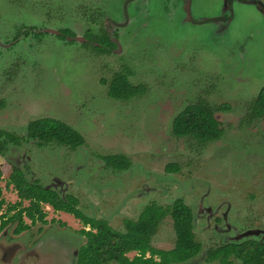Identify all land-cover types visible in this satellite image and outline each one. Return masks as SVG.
Listing matches in <instances>:
<instances>
[{
  "label": "rangeland",
  "instance_id": "rangeland-1",
  "mask_svg": "<svg viewBox=\"0 0 264 264\" xmlns=\"http://www.w3.org/2000/svg\"><path fill=\"white\" fill-rule=\"evenodd\" d=\"M63 29L71 33L61 39ZM103 33L111 51L94 41ZM124 66L132 84L145 85L128 100L108 95ZM263 86L264 0H0V130L25 136L30 121L48 116L86 141L73 150L1 136L0 216L19 199L6 185L18 166L117 230L149 204L182 198L202 250L172 264H220L205 261L209 248L264 241V115L254 117L250 106ZM199 100L224 128L206 144L172 133L174 117ZM111 154L129 166L108 165L102 157ZM43 207L48 223L15 234L14 220L0 233V264H75L83 225ZM175 239L167 215L152 244L168 250Z\"/></svg>",
  "mask_w": 264,
  "mask_h": 264
},
{
  "label": "trees",
  "instance_id": "trees-1",
  "mask_svg": "<svg viewBox=\"0 0 264 264\" xmlns=\"http://www.w3.org/2000/svg\"><path fill=\"white\" fill-rule=\"evenodd\" d=\"M68 29L62 30L59 36L65 37ZM90 31L86 36L90 37ZM94 39L103 51L114 46V42L106 33L97 35ZM130 69L123 67L112 75L108 84V95L115 99L128 100L139 96L145 91L144 84H132L129 76ZM251 113L254 117L264 115V86L251 101ZM222 106L219 107L221 109ZM215 108L204 100L187 104L173 119L172 133L178 137H190L199 144L218 140L224 133L220 121L215 116ZM27 134L42 147L50 143L69 146L75 149L85 145L84 136L71 125L55 118L43 117L30 121ZM7 142L18 144L20 137L0 130V137ZM108 165L124 169L130 161L122 154H111L102 157ZM175 170L176 166L170 165ZM7 187L12 185L19 201L8 207V212L2 216L0 231L14 220L18 224L14 229L19 234L37 222L48 223L47 213L43 205H50L55 212L63 211L78 219L83 228L79 233L85 241L77 251L76 264H108L111 261L118 264H172L181 263L196 257L202 250V244L195 237L194 214L182 198L174 200L170 205L163 206L156 202L145 206L137 220L125 219L124 231L113 228L106 218L87 215L79 207V199L72 195L62 196L56 190L30 182L21 170L15 172L6 181ZM1 195V188H0ZM27 200L28 205H22ZM4 200H0V210ZM15 210V214L8 213ZM173 220L175 231L174 247L163 250L152 244V238L157 232L161 221L167 216ZM24 217L30 223L24 221ZM61 224L65 222L61 221ZM135 252L133 257L128 253ZM264 264V241L245 239L240 242H227L211 247L206 251L205 261H219L220 264Z\"/></svg>",
  "mask_w": 264,
  "mask_h": 264
},
{
  "label": "flooded vegetation",
  "instance_id": "flooded-vegetation-1",
  "mask_svg": "<svg viewBox=\"0 0 264 264\" xmlns=\"http://www.w3.org/2000/svg\"><path fill=\"white\" fill-rule=\"evenodd\" d=\"M64 30V29H63ZM88 31V30H87ZM86 31V32H87ZM90 31V30H89ZM62 32V31H61ZM61 32H60V34H61ZM69 32H70V30H69ZM71 33V32H70ZM91 33V32H90ZM92 34V33H91ZM90 34V35H91ZM67 34H65V36H66ZM60 37V36H59ZM61 38V37H60ZM85 38L86 39H91V40H93V38H91V37H87L86 36V33H85ZM61 39H64V38H61ZM110 49H108L107 51L105 50L104 52H108V51H111L112 49V47H109ZM124 67H126V66H124ZM123 68V67H122ZM120 71V70H119ZM117 72V71H116ZM115 73V72H114ZM113 73V74H114ZM112 78V77H111ZM109 84V83H108ZM259 92V91H258ZM48 117V116H47ZM51 118H53V117H51ZM55 119H57V118H55ZM60 120V119H59ZM62 121V120H61ZM64 122V121H63ZM66 123V122H65ZM68 124V123H67ZM70 125V124H69ZM74 128V127H73ZM27 129V128H26ZM75 129V128H74ZM1 130H3V129H1ZM77 130V129H76ZM4 131H6V130H4ZM78 131V130H77ZM8 132V131H7ZM15 135V134H14ZM18 136V135H17ZM20 137V142L18 143V144H15V143H12L13 145H17V146H19V144L22 142V141H24L25 140V142L27 141V140H32V141H34V142H36V140H34V139H31V138H29L28 137V134H27V132H26V135L25 136H19ZM6 139V138H5ZM51 144V143H50ZM56 144V143H55ZM58 145V144H57ZM36 146L37 147H40V146H38L37 145V143H36ZM46 146V145H45ZM59 146H65V145H59ZM42 147H44V146H42ZM66 147H69V146H66ZM79 147H82V146H79ZM79 147H77V148H79ZM70 148V147H69ZM77 148H75V149H77ZM72 149V148H71ZM75 149H73V150H75ZM21 170L23 173H25V175H26V177H27V179L30 181V179L28 178V174L26 173V171L23 169V168H20L19 166L18 167H15V169L13 170V172H12V174L15 172V170ZM11 174V175H12ZM35 181H38L40 184H42V185H44L43 183H41L39 180H32V181H30V182H35ZM45 186V185H44ZM48 188H51V189H54V190H56L59 194H61V192L57 189V188H54V187H49L48 186ZM1 196V195H0ZM1 199H3V198H1L0 197V200ZM4 200V199H3ZM20 199H18L17 201H15V202H13L12 204H15V203H17L18 201H19ZM24 201H27V200H24ZM4 202H5V200H4ZM28 202V201H27ZM12 204H10V205H12ZM4 205V204H3ZM2 205V206H3ZM9 205V206H10ZM22 205H24L23 204V201H22ZM48 205V204H47ZM25 206V205H24ZM50 206V205H49ZM2 208V207H1ZM1 211V210H0ZM57 212H59V211H57ZM63 212V211H62ZM65 214H67V215H72V214H70V213H66V212H64ZM6 214H7V212H6ZM5 214H1V216H0V221H1V218H2V216H4ZM10 214L8 213V215L7 216H9ZM73 216V215H72ZM90 216V215H89ZM74 217V216H73ZM92 217H96V216H92ZM100 218H102V217H100ZM6 228V227H5ZM5 228H3V230L5 229ZM2 230V231H3ZM2 231H0V233L2 232ZM22 233V232H21ZM20 234V233H19ZM78 251V250H77ZM76 256H77V253H76ZM75 256V257H76ZM112 262V261H111ZM75 264H76V258H75Z\"/></svg>",
  "mask_w": 264,
  "mask_h": 264
},
{
  "label": "crops",
  "instance_id": "crops-1",
  "mask_svg": "<svg viewBox=\"0 0 264 264\" xmlns=\"http://www.w3.org/2000/svg\"><path fill=\"white\" fill-rule=\"evenodd\" d=\"M59 212H60V213H64V212H62V211H59ZM59 212H58V213H59ZM133 253H135V252H133ZM135 254H136V253H135Z\"/></svg>",
  "mask_w": 264,
  "mask_h": 264
}]
</instances>
